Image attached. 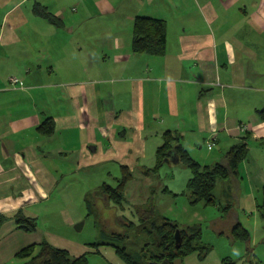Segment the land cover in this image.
<instances>
[{
  "label": "crops",
  "instance_id": "crops-1",
  "mask_svg": "<svg viewBox=\"0 0 264 264\" xmlns=\"http://www.w3.org/2000/svg\"><path fill=\"white\" fill-rule=\"evenodd\" d=\"M35 4L62 27L35 16ZM0 11V264H18L21 250L42 242L87 254L90 245L40 221L52 210L67 224L80 221L78 207L88 209L105 180L119 181L124 170L132 180L123 206L97 196L93 206L127 228L117 211L129 204L140 212L153 195L160 203L152 215L171 220L163 208L179 205L187 182L176 191L152 174L166 132L201 166L223 163L222 153L245 137L264 147L256 114L264 109V0H0ZM137 17L165 22L163 56L132 53ZM46 119L55 125L50 137L37 131ZM211 136L220 155L202 158L204 148L214 150ZM172 165L182 164L173 157L155 173ZM241 172L247 186L240 173L214 193L230 206L228 232L240 212L257 209L264 186L263 164L248 160ZM17 213L35 219L36 230L21 229Z\"/></svg>",
  "mask_w": 264,
  "mask_h": 264
},
{
  "label": "trees",
  "instance_id": "trees-1",
  "mask_svg": "<svg viewBox=\"0 0 264 264\" xmlns=\"http://www.w3.org/2000/svg\"><path fill=\"white\" fill-rule=\"evenodd\" d=\"M33 13L57 29L63 25L59 18L40 4L34 5ZM131 51L134 55L163 56L166 52L165 22L144 17L135 18L132 27ZM9 82L12 83L10 79ZM256 114L258 119L264 123V109L258 110ZM37 131L43 137L52 136L55 132L54 122L52 119H46L37 128ZM163 139V145L156 151L155 169L158 170L165 165L169 153L173 152L174 157L189 170L191 175L187 181L185 193L175 196H186L192 206L215 207L224 214L230 213L229 205L221 207V203L217 201L214 194L215 189L218 182L229 181L231 178L237 179L243 163L247 161L249 156L248 146L245 142L249 138L245 137V141L230 147L225 153L224 162L212 166H201L182 146H175L178 141L175 134L166 132L163 134ZM261 144L264 146V139ZM131 180L132 175L129 174L128 170H124L123 177L115 182L114 186L104 183L93 196H99L109 203L121 207L125 200V187ZM261 194L262 201L257 206V210L260 211L264 219V186L261 189ZM15 218L17 224L25 232L32 233L36 230L35 219L25 218L21 213H17ZM146 223H149L148 226L144 225ZM126 229L128 235L124 238L123 235L114 234L110 237L113 241L121 243L125 239H130L129 234L131 232L136 234L145 231L144 233L153 236V240L145 244L141 259H135L129 255L126 247L118 246V243L113 242L117 245L109 244L124 264H176V261H181L193 253H198V258L202 260L211 251V247L202 241L201 230L198 225L179 228L175 222L167 218L152 215L140 219L139 225L130 224ZM176 231H179L181 235V245L178 249L175 248ZM229 232L233 241H249V232L239 222H235ZM98 247L99 245H90L94 253H98ZM16 259L18 264H88V253L76 258L70 256L65 250L53 247L48 242H42L24 248L16 255Z\"/></svg>",
  "mask_w": 264,
  "mask_h": 264
},
{
  "label": "rangeland",
  "instance_id": "rangeland-1",
  "mask_svg": "<svg viewBox=\"0 0 264 264\" xmlns=\"http://www.w3.org/2000/svg\"><path fill=\"white\" fill-rule=\"evenodd\" d=\"M2 15L3 13L0 11V27ZM22 30H29V26L24 27ZM212 138L213 136H211L209 140ZM209 140H207V143ZM247 146L249 150L247 161L250 160L251 164H258L259 166L262 164L264 165V147L251 139H248ZM213 149V151L209 152L204 148L202 151V158L208 159L206 156L214 158L220 155L217 154L215 147ZM193 153L194 152L191 150V157ZM195 153L194 157L196 158L197 155ZM223 156H225V152L222 153V157ZM155 171L152 172L154 177L159 174L162 184L164 185L165 182H167L171 184V186L174 185L176 191L183 189V185L188 181L186 180L187 176L190 175L189 170L183 165L169 166L164 172L158 171L155 173ZM240 173V178L244 179L243 187H245L248 184H246L247 174L245 172L244 175L242 172ZM78 179L79 183H81L82 177ZM152 180L155 183L157 182L154 179ZM105 182L109 185H115L113 180H105ZM143 196H146V193H143ZM148 197V204L140 208V212H137V208L129 204H124V207H126L125 210L117 211V218L122 220V224L139 225V217L152 216L151 208L160 203V198L153 195H149ZM182 197L183 196L177 201L179 205L172 206L171 209L166 206L163 208V212L169 215L170 219L173 222L175 221L179 228L198 225L201 230V239L205 244L211 247V251L206 258L202 260L198 258V253H193L181 261H176V264H264V219L259 210L256 209L253 212L247 211L245 213H239L241 225L249 232L250 238L248 242L233 241L230 235L231 233L225 229L232 223L231 213L224 214V212L215 207H204L202 205L191 207L187 204L186 199ZM215 197L218 202L220 201L221 207H225L224 203L219 200L217 192ZM255 198L259 204H261V191L255 194ZM91 199L93 202L88 209H84L83 204L78 207V212L81 214L80 221L76 223L68 222L67 224L64 214L62 215L61 212L52 210L47 218L44 217L40 221V225L61 238L72 239L86 244V248H89L88 245H99L98 253L92 252L89 248L88 264H124L115 254L113 247L109 245L113 242L118 243V246L121 245L126 247L128 254L132 255L135 259H141L143 257L141 253L145 248V244L150 243L153 240V236L144 233L145 231L136 234L131 232L129 234L130 239H125L121 243L113 241L110 237L113 234L119 236L123 235V238L128 235L127 229H125L126 227H120L118 225V219L111 222L108 216H105L101 210L93 206V203L95 204L96 202V197L92 196ZM112 206L117 208L115 205ZM232 207H235V205ZM156 217L164 216L157 213ZM215 220H217V223L213 225V221ZM148 224L149 223H146L144 225L148 226ZM131 234L133 235L131 236ZM115 243L113 244L117 245Z\"/></svg>",
  "mask_w": 264,
  "mask_h": 264
},
{
  "label": "water",
  "instance_id": "water-1",
  "mask_svg": "<svg viewBox=\"0 0 264 264\" xmlns=\"http://www.w3.org/2000/svg\"><path fill=\"white\" fill-rule=\"evenodd\" d=\"M173 157H174V154L173 152L169 153V157L168 159L166 160V162H173ZM178 160L176 159V162ZM181 245V235H180V232L179 231H176L175 233V248L178 249Z\"/></svg>",
  "mask_w": 264,
  "mask_h": 264
},
{
  "label": "built area",
  "instance_id": "built-area-1",
  "mask_svg": "<svg viewBox=\"0 0 264 264\" xmlns=\"http://www.w3.org/2000/svg\"><path fill=\"white\" fill-rule=\"evenodd\" d=\"M10 81L13 84H15L17 82L14 79H10ZM242 131H244V130L242 129ZM215 145H216V140L214 138H212L211 140H209L208 143H207V146H208L209 149H213L215 147Z\"/></svg>",
  "mask_w": 264,
  "mask_h": 264
}]
</instances>
